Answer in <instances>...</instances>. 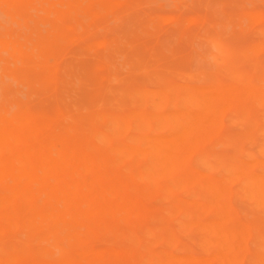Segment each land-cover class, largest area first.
Instances as JSON below:
<instances>
[{
    "label": "bare ground",
    "instance_id": "bare-ground-1",
    "mask_svg": "<svg viewBox=\"0 0 264 264\" xmlns=\"http://www.w3.org/2000/svg\"><path fill=\"white\" fill-rule=\"evenodd\" d=\"M1 1L23 22L0 30V264H264V41L239 39L247 22L193 33L192 65L144 29L90 36L131 0Z\"/></svg>",
    "mask_w": 264,
    "mask_h": 264
},
{
    "label": "rangeland",
    "instance_id": "rangeland-1",
    "mask_svg": "<svg viewBox=\"0 0 264 264\" xmlns=\"http://www.w3.org/2000/svg\"><path fill=\"white\" fill-rule=\"evenodd\" d=\"M227 1L228 5L224 6ZM130 6L129 14L119 23H100L90 30V36L103 35L106 31L136 34L144 29L145 37L152 40L150 47L161 49L171 37L174 44L187 54L199 51L203 46L202 40L193 37V33L204 35L211 22H232L241 16V21L247 24L239 30V39L245 44L264 41V0H131ZM17 22H23L21 8L6 5L0 0V30L1 24L17 27ZM248 22L252 24L248 26ZM190 53L187 54V64L201 65V61L193 59ZM231 116V113H226V118ZM193 160V157H188L186 164L191 165ZM233 205L237 207L235 203Z\"/></svg>",
    "mask_w": 264,
    "mask_h": 264
}]
</instances>
